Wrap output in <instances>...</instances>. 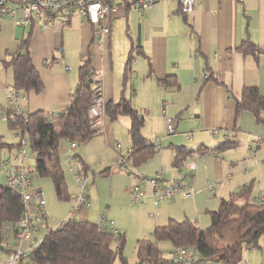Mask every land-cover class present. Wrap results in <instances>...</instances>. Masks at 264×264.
I'll return each mask as SVG.
<instances>
[{"label": "crops", "instance_id": "0c3cea01", "mask_svg": "<svg viewBox=\"0 0 264 264\" xmlns=\"http://www.w3.org/2000/svg\"><path fill=\"white\" fill-rule=\"evenodd\" d=\"M115 1L118 5L104 48H100L94 38V27L76 13L69 16L67 22L56 21L52 26H41L36 20L23 26L15 25L9 17H0V113L9 118L13 114L7 96L8 91L13 90V73L3 60L7 53L16 50L20 39L28 37L31 60L43 82L39 92L14 90L18 94L16 105L25 114L39 110L51 113L63 110L77 82L80 58L88 55L95 71L94 78L100 83L104 103L118 100L121 94L129 97L133 107L143 115V136L156 143L157 151L166 144L165 150L153 153L137 170L139 164L135 168L126 160L131 146L129 133L128 138L119 133L122 124L123 128L127 125L128 131L129 119L123 116L111 121L103 113L89 141L95 139L102 155L108 156L106 160L115 161L116 151L121 160L113 166L106 163L101 174L107 175L117 167L130 173L131 177H126L122 189L124 197H128L135 180L133 170L143 176H153L163 170L168 180H176L185 177L189 161L195 163L191 195H174L154 203L148 191L141 206L145 212L150 211L149 225L147 223L145 235H140L138 239L151 237L153 228L166 224L170 218L178 221L189 219L196 223L195 220H201L203 210L217 209L221 199L244 184L253 182V199L263 195L264 124L257 123L248 110L236 113L235 102L244 86H256L264 96L262 55L255 59L238 49L243 40H250L264 49V0H195V9L188 15L180 11L177 2L169 0L155 1L142 10L131 5L126 8L121 0ZM120 35L121 57L115 45L116 37L120 38ZM129 52L132 54L130 69L123 82ZM167 78L168 82H174L164 84ZM9 108L10 115L6 112ZM167 117L175 120V131L168 137L165 136ZM7 119L0 116V135L6 142L15 143L20 135L9 127ZM25 144H28L27 141ZM25 144L19 149L3 150L6 160L3 167L9 162L20 165L27 172L32 168L24 165L29 156L24 151ZM77 146L71 147L68 141L63 140L58 152L60 154L61 149L64 153V162L73 177L76 169L67 164V158L72 155L82 162L87 177V205L73 212V195L77 192V185L75 181H65L62 161L65 195L61 201L67 200V204L56 205L61 214L46 202L42 204L46 221L32 232V248L40 243L47 231L58 228L70 217L96 222L103 229L121 232V225L108 207L110 205L103 208L107 201L103 199L101 205V194L96 187L90 186L88 174L90 171L95 174L89 161L93 148L85 143L80 148ZM179 146L192 153L177 167L172 165V159ZM149 161L153 162L150 171L142 167L151 163ZM4 184L0 175V185ZM33 188L41 192L40 187L34 185ZM114 195L119 194L109 185L108 202H115ZM210 202L213 205H209ZM178 212L179 215L174 214ZM50 215L55 216L53 218L57 221L61 219L60 222H48ZM7 225L3 226L0 258L1 255L5 257L9 246L15 244V230L7 228ZM159 242L157 246L162 250ZM172 248L171 245L170 257H173ZM134 249L129 257L123 249L127 264L137 261L136 242ZM115 260L118 261L115 264H121L117 258ZM240 264H264V233L259 236L257 246L244 249Z\"/></svg>", "mask_w": 264, "mask_h": 264}, {"label": "trees", "instance_id": "16d2710c", "mask_svg": "<svg viewBox=\"0 0 264 264\" xmlns=\"http://www.w3.org/2000/svg\"><path fill=\"white\" fill-rule=\"evenodd\" d=\"M123 3L126 8L130 7L126 0ZM238 49L255 59L260 55L264 59V49L250 40H243ZM131 57L129 52L123 82L130 69ZM3 64L12 68L11 89L24 93L42 90L43 82L32 63L27 36L18 41L14 52L6 54ZM94 73L90 57L81 56L77 82L63 110L58 113L39 110L26 116L16 114L14 118L7 119L9 127L18 131L20 137L15 143H8L0 135V168L6 162L3 150L22 148L21 141L24 138L34 159L32 168L27 172L30 178L48 177L58 198L65 195L64 171L58 149L63 140L81 145L96 132L89 108L101 95V86L94 78ZM164 82L171 85L174 81L170 83L167 78ZM235 110L236 113L248 110L257 123L264 124V96L256 86L242 88L235 102ZM10 111V108L7 109V114L10 115ZM104 115L111 121L123 116L129 119L131 146L126 160L131 166L142 163L157 152L156 143L141 133L144 118L133 107L129 97L121 94L118 100L104 103ZM191 153L184 146L177 147L172 165L180 167L182 160ZM253 187V182L244 184L230 192L227 198L221 199L217 209L207 211L209 224L204 229L189 219L178 221L170 218L166 224L155 226L151 237L136 240L135 264H176L173 257H164L158 248L157 242L162 240L169 241L172 247H197L201 260L205 262L213 260L224 264H240L244 249L257 246L259 236L264 233V194L263 201L256 202L252 198ZM24 209L21 195L5 184L0 185V242L3 239V226L19 220ZM125 242L123 232L103 229L96 222L70 217L58 228L47 231L20 264H113L116 258L121 264H127L123 255Z\"/></svg>", "mask_w": 264, "mask_h": 264}, {"label": "built area", "instance_id": "2783aa9c", "mask_svg": "<svg viewBox=\"0 0 264 264\" xmlns=\"http://www.w3.org/2000/svg\"><path fill=\"white\" fill-rule=\"evenodd\" d=\"M123 1L121 0L120 3H123ZM126 1L134 8L142 10L158 0ZM169 1L177 2L180 11L185 15L192 13L195 9V0ZM117 5L118 3L115 0H0V17H9L15 25L23 26L31 20H36L41 26H52L56 21L67 22L69 16L76 13L94 27L95 39L99 47L104 48ZM7 96L13 109V114H11L10 118H14V114L26 116L25 113H21L20 108L16 105L17 92L9 90ZM89 112L93 118L94 126H96V122L104 113V101L101 95L90 106ZM0 116L4 119L9 118L5 113H0ZM165 128L168 134L173 133L175 131V120L167 117ZM22 143H26L25 139L22 140ZM70 145L75 147L76 143L72 142ZM117 147L119 148V146ZM67 164L75 167L76 173L74 177L79 187L73 195L72 210L74 212L83 205H87V177L83 172L82 162L76 157L69 156ZM194 168L195 163L189 161L186 165L187 173L185 177L176 180H168L163 170L149 177L135 176V180L129 189L131 202L142 203L149 190L154 203L169 199L176 194L182 196L191 195L193 193L191 183L193 182L192 170ZM0 175H2L5 185L21 195L25 206L20 219L13 224L7 225V228L15 230V244L9 246L5 257L0 260V264H20L28 252L33 249L32 244H30L32 232L42 227L46 221L42 207V193L38 189H30L31 178L20 165L8 162L4 167L0 168ZM255 201L262 202L263 195L256 197ZM113 231L116 232V230ZM171 253L176 264H212L210 261L201 260L200 251L195 246H174ZM26 264L36 263L27 262Z\"/></svg>", "mask_w": 264, "mask_h": 264}, {"label": "rangeland", "instance_id": "374dc122", "mask_svg": "<svg viewBox=\"0 0 264 264\" xmlns=\"http://www.w3.org/2000/svg\"><path fill=\"white\" fill-rule=\"evenodd\" d=\"M121 40H122L121 35H120V38L116 37V40H115V45H117L116 50L118 51V54L120 53V57H121V55H123V54H121V49H119V44H120ZM120 71L122 72V69ZM118 73H119V70H118ZM124 118H126V117H124ZM119 133L122 136L126 135L128 138L127 125H125L124 128H123V124L120 125ZM171 135L172 134H168L165 131V136L168 137ZM94 140L95 139H91L88 143H85V145L88 146L89 148H93L92 152L89 154V159H90L89 161H90V165L92 167V170L94 171L95 174H93V172H91V171L88 174L89 179H90V181H89L90 186L93 185L94 187H96V189H98V192L101 194L100 195V198H101L100 204L101 205L103 204V199H104V201H107L106 203H104L103 208L107 207V205H110L108 207L111 208V212L115 215L116 220H118V223L121 225L120 231L124 232L125 237H126V245L124 246V252L129 257L132 254V252H134V250H135L134 247H135L136 240L139 237H141L142 234L145 235V233H146L145 229L149 225L147 220H149V218H150V211L145 212L142 209L143 206H141L142 205L141 203H134L133 204V202H131L130 197H129V191H128V197H124V195L122 193V189L124 188L126 177H131L130 173L126 172V170H124V169L120 170L117 167L113 171L108 172L107 175L101 174V170L104 169V167L106 166V163H107V165H112V166L116 165V163L118 164V162L121 160V156L116 151L117 158L115 161L106 160V158H108V156L106 157V156L102 155L100 147L95 145ZM165 145L162 147V149L158 150L156 153H159L160 151L165 150L166 149ZM80 147H81V145L77 146V148H80ZM24 151L29 155L28 158H26L24 160V165H25V167L27 165L29 167H32L34 159H33V156L30 152V148H29L28 144H25ZM60 151H61L60 157H61V160L63 161V166H64V170H65V181L67 183H69L71 181L76 182V180H74L75 177H73V174L68 171L66 163L64 162V153L62 152L61 149H60ZM66 151H67V149H66ZM164 154H167V152L164 151ZM164 160H165V158H164ZM149 162H151V161H149ZM142 164H144V163H139V165L136 166L137 170H138V167H140V165H142ZM151 166H153V162L147 163V165H143L142 167L147 169L148 171H150ZM132 173L134 174V176H138V173L135 170H133ZM144 175H147L148 177L151 176V174H144ZM141 176H143V175L141 174ZM75 184L77 185V188H76V191H77V189L79 187H78L77 182ZM34 185L41 188L43 205L46 202L49 207L55 208L56 211L60 212L59 214H61V211L59 209H57L56 205L66 206L67 200L61 201V199L58 198V196L56 194V190H55L51 180L48 177H37L36 176V177H34V182H31L30 189H33ZM109 185H112V187L115 188V190L119 194V195H114V201L115 202H113V203L108 202ZM177 195H178V197H180V194H176V197H177ZM113 204H114V206H112ZM209 205H213V202H210ZM44 208H45V206H44ZM210 210H214V209H210ZM45 212L47 214L46 209H45ZM174 214L179 215V212L174 213ZM201 215H202V218H200L201 220H195V221H196V225L200 229H204L209 224V215L204 210L202 211ZM47 216H48V214H47ZM50 217H51V215H50ZM53 217H55V216H53ZM53 217L48 218V222H50V223L56 222V224H57V222L58 223L60 222L61 219H59L57 221V218H53ZM178 217H181V215ZM147 223H148V225H147ZM158 244H159V247L163 250L164 256L170 257L171 256V254H170V246H171L170 242L163 240V241H160ZM3 257L4 256L1 255L0 260H3ZM117 262L118 261L115 260V262L113 264H115Z\"/></svg>", "mask_w": 264, "mask_h": 264}]
</instances>
